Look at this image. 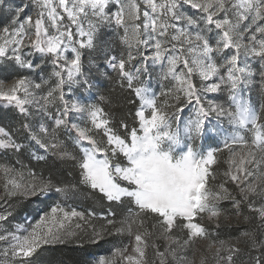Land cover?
Returning <instances> with one entry per match:
<instances>
[{
    "label": "rangeland",
    "instance_id": "obj_1",
    "mask_svg": "<svg viewBox=\"0 0 264 264\" xmlns=\"http://www.w3.org/2000/svg\"><path fill=\"white\" fill-rule=\"evenodd\" d=\"M110 70L141 103L129 140L96 102L91 72ZM255 91L264 97V0H0V264H40L69 242L99 243L94 264H264ZM64 138L82 150L84 184L161 220H103L67 191L45 200L58 190L20 152L69 158ZM123 228V245L101 241Z\"/></svg>",
    "mask_w": 264,
    "mask_h": 264
},
{
    "label": "trees",
    "instance_id": "obj_2",
    "mask_svg": "<svg viewBox=\"0 0 264 264\" xmlns=\"http://www.w3.org/2000/svg\"><path fill=\"white\" fill-rule=\"evenodd\" d=\"M91 74L100 83V86H97L98 98L96 102L108 122V128L116 136L129 140L131 134L137 131L140 126L138 110L141 103L135 91V84L131 83L125 76H121L117 70H110L105 76L94 71ZM254 99L260 107L259 121L264 124V97L255 91ZM62 140L71 152L69 158L61 159L54 154L43 158H33L27 154L26 150L20 152L22 163L49 185L51 190H58L59 193H52L45 200H55L60 192L67 191V196L71 198L72 204L85 210L90 208L95 215H104L103 220L107 218L114 222H122L125 217L136 211L141 212L140 220H143L141 216H147L146 221L148 220L147 223L150 228L154 226L155 222L161 220L162 216L158 212L142 209L130 196H125L119 200H109L105 194L84 184L81 179L82 150L68 138ZM230 187L239 197H242V194L236 190L235 184L231 183ZM241 207L247 217V225L250 226V231L259 237L258 216L251 208L250 201H241ZM122 230L125 233L117 231V234L116 231L107 230L101 241L105 240V236L113 237L115 235L113 242L123 245L128 241L131 234L129 228ZM98 245L100 244H95V242L84 243L83 245H77L74 242L56 245L45 252L47 256L42 258L40 264H54L56 261L61 264H94L95 250L91 247L94 248ZM150 251L148 253H151ZM106 253H110L109 250H106ZM163 264L172 263L167 261Z\"/></svg>",
    "mask_w": 264,
    "mask_h": 264
}]
</instances>
